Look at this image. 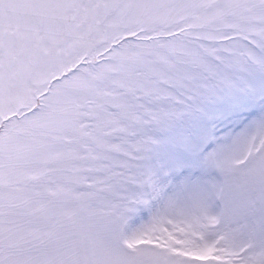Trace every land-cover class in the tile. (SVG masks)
Here are the masks:
<instances>
[{
	"label": "snow or ice",
	"instance_id": "6c2138e0",
	"mask_svg": "<svg viewBox=\"0 0 264 264\" xmlns=\"http://www.w3.org/2000/svg\"><path fill=\"white\" fill-rule=\"evenodd\" d=\"M0 264H264V0H0Z\"/></svg>",
	"mask_w": 264,
	"mask_h": 264
}]
</instances>
